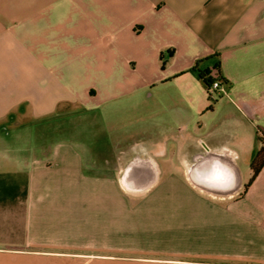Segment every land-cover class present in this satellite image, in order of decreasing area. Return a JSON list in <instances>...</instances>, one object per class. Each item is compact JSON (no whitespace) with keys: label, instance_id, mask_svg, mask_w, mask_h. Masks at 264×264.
<instances>
[{"label":"crops","instance_id":"obj_1","mask_svg":"<svg viewBox=\"0 0 264 264\" xmlns=\"http://www.w3.org/2000/svg\"><path fill=\"white\" fill-rule=\"evenodd\" d=\"M263 137L264 0H0V264H264Z\"/></svg>","mask_w":264,"mask_h":264},{"label":"rangeland","instance_id":"obj_2","mask_svg":"<svg viewBox=\"0 0 264 264\" xmlns=\"http://www.w3.org/2000/svg\"><path fill=\"white\" fill-rule=\"evenodd\" d=\"M144 92V95H148V92H150V90L149 89H146V90H144L143 91ZM151 92H154V91H151ZM149 98H152L151 96H149ZM120 107V106H119ZM125 117H123V119H124ZM122 120V119H121ZM121 120L119 119V122H118V124H117V126H118V131H119V133L120 132H124L125 131V129H126V127L127 128H129L130 129V127H132L133 128V131H135L138 127V125H136L137 124V121H136V119L133 121V122H131V123H129L130 121H129V119H125V120H123L122 122H121ZM139 124V123H138ZM135 128V129H134ZM120 129V130H119ZM122 129V130H121ZM128 129V130H129ZM139 133V134H138ZM132 136V137H131ZM132 139V141L134 142V141H142V134L140 133V132H134V134L133 135H129V137H128V140H131ZM91 139H88V141H90ZM92 141V140H91ZM90 141V142H91ZM92 143H95V141H93ZM86 150V154L88 155H94L95 154V151L97 152L98 150L97 149H94V148H86L85 149ZM127 150H132V151H134L135 152V154H140V155H142V154H144L145 153V149L143 150V148H140V147H138V148H134V149H123V148H118V150H117V152H118V157H119V162H120V159L122 158V153L124 152V151H126L127 152ZM116 151V150H115ZM113 154V149H109V148H101L100 149V155H107V156H110V155H112ZM88 155V156H89ZM121 165V163L118 165V166H120ZM143 199H144V195H135L134 196V198H133V202H142L143 201Z\"/></svg>","mask_w":264,"mask_h":264},{"label":"trees","instance_id":"obj_3","mask_svg":"<svg viewBox=\"0 0 264 264\" xmlns=\"http://www.w3.org/2000/svg\"><path fill=\"white\" fill-rule=\"evenodd\" d=\"M200 62L201 61L197 62L195 66L191 69V71L197 72L198 76L203 81L206 89L209 88V86H211V84L214 81L217 80L222 81V78L219 76L213 77L211 74L212 72L210 70H201L199 68ZM263 167H264V137L262 138V147L251 164V169L254 173V176H256Z\"/></svg>","mask_w":264,"mask_h":264},{"label":"built area","instance_id":"obj_4","mask_svg":"<svg viewBox=\"0 0 264 264\" xmlns=\"http://www.w3.org/2000/svg\"><path fill=\"white\" fill-rule=\"evenodd\" d=\"M221 88V82L219 80L214 81L209 88H207V95L210 101L215 102L219 95Z\"/></svg>","mask_w":264,"mask_h":264}]
</instances>
